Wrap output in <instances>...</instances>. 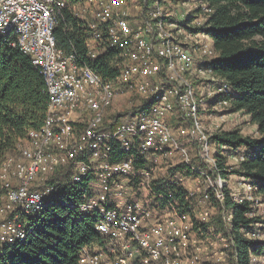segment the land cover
Returning a JSON list of instances; mask_svg holds the SVG:
<instances>
[{
    "label": "built area",
    "instance_id": "1",
    "mask_svg": "<svg viewBox=\"0 0 264 264\" xmlns=\"http://www.w3.org/2000/svg\"><path fill=\"white\" fill-rule=\"evenodd\" d=\"M195 6L202 13L189 22L187 9ZM65 8L90 30L86 60L56 45V14ZM207 11L204 0H79L71 5L66 0H0V41L31 57L50 96L43 127L30 130L18 145L19 153L5 156L0 164V256L7 245L26 241L23 217L39 216L54 204L53 187L39 190L36 182L70 165L73 182L90 178L79 211L96 216V229L110 243V251L84 247L79 264H199L200 257H214L192 237L193 226L172 193L156 192L153 183L166 149L171 155L182 153L187 166L198 171L167 123L177 106L180 133L198 146L200 159L217 174L208 190L224 200L227 179L210 142L220 124L209 130L198 115L204 99L227 106L226 100L217 99L233 90L206 65L215 55L210 36L198 29ZM109 47L118 50L121 59L114 81H105L89 65ZM194 83L199 84L200 97ZM127 93L150 108H139L114 130L104 128L110 122L109 108ZM114 144L128 155L110 163ZM133 149L150 166L137 167ZM219 150L234 164L246 157L224 145ZM171 179L170 185L182 188L179 180ZM240 179L248 194L233 193L235 200L254 201L252 183ZM185 190L187 199L196 196ZM208 190L201 193L204 199ZM152 199L156 207L148 205ZM254 228L247 232L253 238L260 236ZM219 253L218 261L224 263L226 253Z\"/></svg>",
    "mask_w": 264,
    "mask_h": 264
},
{
    "label": "trees",
    "instance_id": "2",
    "mask_svg": "<svg viewBox=\"0 0 264 264\" xmlns=\"http://www.w3.org/2000/svg\"><path fill=\"white\" fill-rule=\"evenodd\" d=\"M66 1L71 5L79 0ZM204 4L208 11L204 25L198 29L210 36L215 50L214 57L206 65L233 90L232 94L220 95L217 100H226L231 111L243 112L257 127V136L243 135L240 130H217L210 140L212 146L219 149L224 145L246 156L231 167L228 156L219 152L217 166L225 178L234 174L250 181L252 195L264 201V0H204ZM200 13L201 7H193L188 21ZM56 19L57 47L66 54L75 52L86 60L90 37L87 23L75 18L69 8L58 11ZM120 61L118 50L109 47L89 65L105 81H114L119 75ZM49 103L45 79L32 65L31 57L0 41V161L19 153V142L27 138L30 130L43 127ZM141 107L149 109L150 105L134 95L124 114L133 117ZM119 117L120 114L114 116L113 122L103 127L114 130L119 125ZM111 154L110 163L128 155L119 144L113 145ZM131 154L137 167L149 166L139 159L136 149ZM193 163L204 171L209 168L200 158ZM177 171L192 174L185 161L171 168V175L175 176ZM209 172L213 174L210 169ZM72 174V167L68 165L48 176L44 186L53 187L54 204L39 216L20 220L27 230L26 241L7 245L4 255L0 256V264H79L84 247L110 251L108 238L96 229V216L81 213L78 208L90 178L76 183L72 181ZM153 183L156 192L172 193V199L192 218L193 231L198 235L207 234L210 224L197 222L194 208L205 205L210 210L213 235H220L226 261L221 263L212 257L205 260L207 264H254V259L262 256L264 240L247 234L250 228L258 225L260 231L264 224L254 201H236L229 187L224 189L222 202L212 190H208V199L202 196L187 199V191L170 185L167 178ZM14 215L15 212H11L10 217Z\"/></svg>",
    "mask_w": 264,
    "mask_h": 264
},
{
    "label": "rangeland",
    "instance_id": "3",
    "mask_svg": "<svg viewBox=\"0 0 264 264\" xmlns=\"http://www.w3.org/2000/svg\"><path fill=\"white\" fill-rule=\"evenodd\" d=\"M180 1H182V0H180ZM191 1H193V0H191ZM174 2H176V0H174ZM175 9H176V7H175ZM188 10L189 9H187V13H186L187 18H191L193 15L192 11L188 12ZM194 88H195L196 93L200 97L199 84L194 83ZM134 95H136V94H134ZM134 95H133V93H130V94L127 93L122 98H120L119 100H116L113 103L111 108H109V110H108V113L110 114V122H106V124L112 123L113 122L112 120L114 119L113 117L114 116L117 117V115H119V114H120V117L118 119L119 120L118 124L122 123V121L127 120L130 117L129 114H124V112H125L124 110L130 106L131 101H132V97ZM199 105H200L201 111L198 115V119L201 122H203L205 127L208 128L209 130H211L216 123H219L220 124L219 130L220 129H223V130H240L243 135L257 136L256 125L253 124L250 120V117L247 116L246 114H244L243 112H240V111L239 112H233L227 106L218 105V103H215V101H212L211 98L204 99V102L200 103ZM175 108L176 109H174L173 114L169 115L167 123H168L169 127L172 129L174 136L178 139V142L180 143V145L187 148L189 157L191 159V162L193 163V161L196 158H200L199 149H198L197 145H193V144L188 143L189 142L188 138L180 133L179 127L181 126L182 121L180 118L179 109H177V106ZM213 147L214 146H212V148ZM214 150L216 151V153H219V152L221 153V151L218 148L214 147ZM166 151L168 152V155L160 158V162L158 163L159 165H158V168L156 170V177L157 178L154 179L153 182L156 180L163 179V178L168 179V177H169V178H172L174 180H179L180 184L182 185V189L185 190V188H186L187 190L195 192L196 196H203L201 193L205 190H208L210 180L214 181L217 177V174H216V176H214L215 175L214 173L211 175L209 172V168L204 171V170H201L199 167H197L194 163L193 164H194L195 168L198 171H200L201 173L198 171L194 172L191 169L192 174H186L185 172H182V171H177L175 173V176L171 175V173L168 174L169 172H171V168L175 167L176 165L182 164V162L184 161V155L180 152H173V154L171 155L170 149H166ZM159 154H161V152H159L158 155ZM201 161L203 162V160H201ZM1 162H2V160L0 161V164H1ZM234 163H235L234 160H231L230 158H228V164L231 165V167L234 166ZM64 166L67 167L68 165H64ZM149 166H150V164H149ZM60 168H58L56 171H59ZM48 176L44 179L46 180L48 178ZM44 179L43 180L40 179L36 182L37 183L36 184L37 189L43 190L45 188V186H44L45 180ZM226 179H227V184H228L227 187L231 188L233 193H236V195H238L239 197H244L245 195L248 194L247 193L248 191L242 187L243 181H241V179L239 178L238 175L233 174V175H230ZM140 193H137L136 197H139ZM1 196H2V194H1ZM51 197H52V199L54 198V196H51ZM254 201H255V204L257 205L256 208H258V213L264 219V201H262L261 198H256ZM1 202H5V198H2ZM148 205H150V207L154 206L153 205V199H152V202ZM154 207H156V206H154ZM184 213L186 214L187 221H189L193 226V220L190 217V215H188L186 212H184ZM206 213H208L207 216H206ZM194 215H195L197 222H199V223L208 222L210 224V226L208 228L207 234H205V235L204 234L198 235L196 232L193 231V227H192V232H191L192 237L196 240L201 241L202 246L204 247V250L209 251L210 254H212V255L214 254L213 258L218 261V257L220 256L219 252L222 251V245L220 243L222 240H219L220 235L217 237H215L213 235L214 226H213V221H211L212 220V214H211L210 210L207 209L205 205H199V206L194 208ZM7 217H9V213L7 214ZM262 226H263L262 228L261 227L259 228L260 229V231H259L258 230L259 225H258L257 230L259 231L260 238L262 240H264V224ZM252 228L255 229L254 227H252ZM223 242H225V241H223ZM189 253L191 256H195V252H194L193 248H190ZM205 260L206 259L204 257H200L198 262H199V264H207ZM254 264H264V251L262 253V256L254 259Z\"/></svg>",
    "mask_w": 264,
    "mask_h": 264
}]
</instances>
